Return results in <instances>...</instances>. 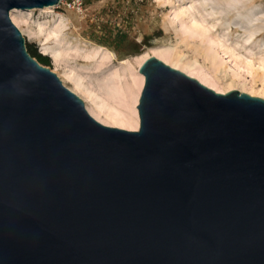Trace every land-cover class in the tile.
Here are the masks:
<instances>
[{
  "label": "water",
  "instance_id": "95a60500",
  "mask_svg": "<svg viewBox=\"0 0 264 264\" xmlns=\"http://www.w3.org/2000/svg\"><path fill=\"white\" fill-rule=\"evenodd\" d=\"M0 0V264H264V98L149 56L128 130L26 49Z\"/></svg>",
  "mask_w": 264,
  "mask_h": 264
},
{
  "label": "rangeland",
  "instance_id": "374dc122",
  "mask_svg": "<svg viewBox=\"0 0 264 264\" xmlns=\"http://www.w3.org/2000/svg\"><path fill=\"white\" fill-rule=\"evenodd\" d=\"M44 8L14 14L38 38L48 36L54 58L40 52L38 39L22 34L26 44L85 91L88 106L104 120H133L142 76L136 57L154 56L153 50L168 62L189 64L220 88L254 90L264 98V0H70Z\"/></svg>",
  "mask_w": 264,
  "mask_h": 264
},
{
  "label": "bare ground",
  "instance_id": "6f19581e",
  "mask_svg": "<svg viewBox=\"0 0 264 264\" xmlns=\"http://www.w3.org/2000/svg\"><path fill=\"white\" fill-rule=\"evenodd\" d=\"M53 7H45L44 9H51ZM16 12L15 9L11 10L10 11V18L12 20V22L16 25V27L20 30V32L25 36L27 37L28 39H35V40H39V50L41 53L43 54H47V55H50L52 58L53 57V54L51 53L49 47H48V36L44 35L42 37H37V35L32 32L30 29L26 28L25 27V23H24V20L21 18V17H18L16 16L14 13ZM193 21V19H192ZM154 52V56H156L157 58L163 60L166 64H169L170 66L174 67V68H177L183 72H185L187 75L191 76V77H194L196 78L199 82H201L202 84L208 86L209 88H212L213 90H215L216 92H221V93H224V92H227L229 91V89H225V88H220L218 86H216V83L213 82V81H210L208 79V76L205 75H202L200 74L198 71H195L189 64H183L181 66L179 61H175V62H168L165 58L161 57L160 55V51L158 50H153ZM233 55V54H232ZM139 61V66L142 64V62L147 58V56L145 55H141V56H137L136 57ZM53 63L56 65V61L53 59ZM59 78H63V80H66L67 82H69L73 87L69 88L72 92H74L75 94H77L85 103V107L88 111V113L94 117L96 120H98L99 122H101L102 124H105V125H110V126H116V127H120V128H124V129H128V130H136L139 126V119H138V114H137V111H136V105L138 103V99H139V95H140V92H141V89H142V86H143V77L140 76V84H139V87H138V90L135 94V97H134V100H133V107H134V117H133V120H123L121 121L120 123H117V122H111V121H108L107 119H102L100 116H99V111L97 110V112H95L94 108H90L88 106V99H87V96L85 95V91H81L77 86L74 85V83L71 82L69 76L67 74H64V75H59ZM89 87H91V83L90 82H86ZM240 92H246L250 95H255V96H262L259 94L258 91H245L243 89H240ZM264 97V96H263Z\"/></svg>",
  "mask_w": 264,
  "mask_h": 264
},
{
  "label": "trees",
  "instance_id": "16d2710c",
  "mask_svg": "<svg viewBox=\"0 0 264 264\" xmlns=\"http://www.w3.org/2000/svg\"><path fill=\"white\" fill-rule=\"evenodd\" d=\"M26 49L28 51V53L34 57L40 64L45 65V66H49V59L44 56L41 55L37 52L36 47L33 44H26Z\"/></svg>",
  "mask_w": 264,
  "mask_h": 264
},
{
  "label": "built area",
  "instance_id": "2783aa9c",
  "mask_svg": "<svg viewBox=\"0 0 264 264\" xmlns=\"http://www.w3.org/2000/svg\"><path fill=\"white\" fill-rule=\"evenodd\" d=\"M66 1H70V0H60L59 3L56 5V7H59L62 3L66 2ZM72 1H77V0H72Z\"/></svg>",
  "mask_w": 264,
  "mask_h": 264
}]
</instances>
